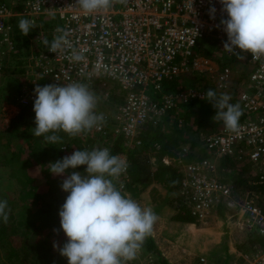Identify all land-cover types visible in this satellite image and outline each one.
Returning a JSON list of instances; mask_svg holds the SVG:
<instances>
[{"label": "built area", "instance_id": "2783aa9c", "mask_svg": "<svg viewBox=\"0 0 264 264\" xmlns=\"http://www.w3.org/2000/svg\"><path fill=\"white\" fill-rule=\"evenodd\" d=\"M211 7L216 9L214 14L209 12ZM221 7L219 0H113L106 11L85 14L77 0L1 1L0 74L8 62L21 65L29 85L22 90L23 104L34 101L37 84L113 83L121 93L120 101L112 112L101 113L107 120L94 129L106 134L110 126L111 134L120 136L125 146H135L141 143L143 125L149 120L155 123L166 112L177 113L189 102L207 99L206 91L194 86L162 92L163 83L175 82L194 70L200 57L195 50L201 41L217 40L228 62L247 61L246 81L238 91L246 118L236 130L221 125L201 135L199 144L206 153L202 159L189 162L190 146H180L175 156L180 173L176 194L197 220L220 208L231 211L230 218H235L239 232L250 241L245 239L248 243L242 242V249H234L230 264H264V58L254 60L247 54L238 59L223 49L227 36L220 20L226 13ZM20 19L37 25L28 34L32 36L28 50L18 48ZM63 33L69 45L56 54L49 52L42 40L51 43ZM73 53H81L84 59L72 61ZM211 79L217 90H225L231 83L230 67L224 65ZM224 162L234 164L244 184L224 175L229 172L218 166ZM119 180L124 188L126 171ZM130 264L159 263L147 252ZM197 264L207 261L201 256Z\"/></svg>", "mask_w": 264, "mask_h": 264}, {"label": "clouds", "instance_id": "9594fccd", "mask_svg": "<svg viewBox=\"0 0 264 264\" xmlns=\"http://www.w3.org/2000/svg\"><path fill=\"white\" fill-rule=\"evenodd\" d=\"M85 14L106 11L113 0H77ZM220 25L226 33L223 49L238 59L250 54L254 60L264 58V0H219ZM215 7L209 9L214 14ZM37 27L35 21L20 19L18 28L27 36ZM62 31V30H59ZM42 43L51 53H58L69 45L67 33L57 35L51 43L47 38ZM81 53H73L71 60L80 62ZM35 113L32 135L43 137L46 145L59 143V132L76 137L94 127L99 129L104 121L97 114V97L85 83L71 82L66 85L49 83L34 88ZM207 101L215 109V119L222 121L228 130H236L242 115L240 105L229 101L227 93L209 89ZM84 166L83 173L76 171ZM128 167L127 161L111 155L108 148L74 150L55 162L48 164V171L63 176L61 190L67 193L59 208L60 230L66 242L58 247L59 254L67 264H127L134 260L144 241L153 232L158 217L150 207H141L138 202L122 192L113 182L118 180ZM72 170V171H69ZM8 202L0 201V218L8 220ZM53 231H57L53 229Z\"/></svg>", "mask_w": 264, "mask_h": 264}, {"label": "rangeland", "instance_id": "374dc122", "mask_svg": "<svg viewBox=\"0 0 264 264\" xmlns=\"http://www.w3.org/2000/svg\"><path fill=\"white\" fill-rule=\"evenodd\" d=\"M1 1L11 3L16 0H0V2ZM200 45L201 47L207 46L206 49L209 50L210 54L217 55L219 60L211 58V56H200L196 62L194 70L190 72L188 76H183V78L179 80V87L184 88L194 86L203 88L206 92L209 89H212L217 93V96L221 93H227L232 97V94L237 92L238 89L240 91L245 84L249 67L240 61L233 60L228 62L226 58L223 59L219 49L220 45L217 40H213L210 44L203 42ZM19 57H21V55ZM224 65H228L230 67L231 83H229L225 90H217L211 77L216 75V73L220 71ZM21 68V65L17 66L14 62H8L6 68L0 74V201L6 200L8 202V208L6 209L8 210V220L6 224L9 226L12 225L14 228V230H11V233H8V237L11 236L8 243L17 250L25 249L22 251V264H32V261L35 259H41L48 264H61L59 261V258L61 260V257L58 247H62L65 239L67 238L62 231L50 227H44V229L40 230L39 233L37 232L38 234L35 232L34 234L31 233V223L23 217V214H25L26 211L22 206H25L27 203L20 201V190L23 182L21 181V176L16 173L17 164L12 165V161L9 163L10 154H14V150L19 144L17 138L10 137L12 136V132L10 134V130L16 126L17 123L19 124L20 119L18 116L20 115V111L23 107L32 103L31 101L29 103H27V101L26 104H23L22 102V100L25 99V96L21 97L22 90L25 88L27 89L29 85L24 82L23 77H26L22 76ZM239 80L242 81L241 84L238 83ZM91 91L96 95L98 100L97 107L95 109L97 114H101L105 110H112L114 108L115 103L110 102L111 95L113 94L111 89L106 86H96L93 87ZM116 96L120 101L121 93ZM201 103V109L191 107L188 108V110H185L186 112H183V110L177 112L178 115H180V113L182 114L181 118L184 120L182 125L185 124L186 117L191 115V118L188 119H192L194 125L197 127L195 132L189 126L185 129L183 127L182 130L176 132L180 140H188L187 142H189L190 140L196 139L197 141L200 139L201 135L208 133L207 131L211 130L212 127H215L222 122L215 119V109L207 101V99ZM30 119V116L24 115L23 120L29 122ZM106 120L107 118H104L103 124H105ZM167 120L168 117L166 118V121ZM165 124L167 125L166 127L169 126L171 128L170 130H174L173 124L170 125L168 122ZM211 124L214 125L211 126ZM109 127L107 126L106 128V134H100L96 132L95 129H92L89 133L84 134L82 136V140L86 141L87 145L89 144L86 150L91 151L94 148H101L102 146L109 147L111 138V131ZM86 136H88V138H86ZM186 145L189 144L181 142L180 146ZM74 147L75 144H73V148ZM195 154L200 153L196 152ZM119 156L127 161L125 155L120 154ZM187 159L189 162L195 160V158L192 157ZM150 160L153 167L159 166L160 160L157 155L150 154ZM162 161L164 163L168 162L167 164L172 163L178 170V165L175 163V157L168 158L167 156H164ZM76 171L83 173L84 168H77ZM42 172L43 171H38V175L41 176ZM224 175H227L226 177L233 181L234 179L239 181L243 177H241V173L237 170L232 173H225ZM41 180L44 179L38 178L36 182ZM59 182L60 183L56 186L54 185L56 182L51 186V189H56L52 192L55 195H62L65 199L67 193L61 190L60 184L62 183V180ZM113 182L117 185V187H119L122 180L118 179ZM126 184H128L127 180L125 181L124 188L122 189L124 194H127L133 200L138 202L141 207H150L156 215H159L154 224L153 230L157 232V236L160 238V241L166 242L163 238L167 237L174 240L175 246H184L187 258L191 259L189 264H197L198 258L201 256L206 259L207 264H230L233 258L232 253L230 256V250H232V247L239 250L241 247H244V243H246L244 241L245 239L250 241L249 236L245 237L239 232V228L234 223L235 218H230L229 214H231V211L228 209L220 208L216 212L212 213L208 218L203 220L193 218V223L180 222L176 221L175 217L178 214L184 216L185 211L183 210L186 209L183 202H181L177 197L176 190L168 192L163 184L153 183L146 188L137 186L135 191H131ZM134 187L135 186H131V188ZM40 192L44 195L46 200L50 197V191ZM30 209L34 210L33 206H30ZM26 214L28 215V212H26ZM53 229H56L57 231H53ZM160 229L163 230L164 234L166 232L167 234L164 235L163 233H160ZM181 234H184L185 238L184 241L178 243L176 239H178ZM256 240L260 244L263 243L262 238L257 237ZM54 242L58 246L56 249L53 248ZM167 244L170 245L169 242H167ZM6 250L7 248L0 246V264H12L10 260L5 257ZM182 251L183 249H179V251H177V255L179 256V253ZM147 252L149 251H147L143 245L138 253V258L127 262V264L135 263L138 259H143ZM152 255L156 259L154 254ZM189 259H187L186 262L182 261V259H180V262L169 261V264H188Z\"/></svg>", "mask_w": 264, "mask_h": 264}, {"label": "trees", "instance_id": "16d2710c", "mask_svg": "<svg viewBox=\"0 0 264 264\" xmlns=\"http://www.w3.org/2000/svg\"><path fill=\"white\" fill-rule=\"evenodd\" d=\"M20 31V30H19ZM19 37L17 36V39ZM25 39V38H24ZM203 42L211 43L213 40L211 38H205L203 41L199 43L198 48H196L195 53L199 56L208 57L219 60L217 55L210 54L209 50L206 47H201L200 44ZM19 46V44H18ZM224 59V58H223ZM226 60V59H225ZM245 65L248 66V62L244 61ZM189 74L185 75L188 76ZM184 76V77H185ZM180 79L175 82L170 83H163L162 92L164 91H172L179 87ZM239 84L242 83L241 80L238 81ZM101 86L99 84L89 85L90 90L93 87ZM107 88L113 91L111 95V101L115 104L118 103L119 99L116 95H120V91L116 85L113 83H108L105 85ZM239 89L237 92L232 94L231 100L229 101L232 104H239L241 108V103L239 101ZM33 102L30 103L28 106H24L23 109L20 111V115L18 118L20 119L19 124L17 123L10 130V134L12 132V138H17L19 144L17 145L16 149L14 150V154H10L9 156V163L12 161V165H16V173L17 175L21 176L22 188L20 190V201L26 202L25 206H22L28 215L23 214L25 220L31 223L30 231L31 233H39L40 230L44 229V227L56 228L59 231V216L58 211L62 203L64 202V198L62 195H55L52 191L56 189L52 188L51 186L54 184L55 186L60 183L59 181L63 180V176H55L48 171V164L50 162H55L56 160L70 155L74 150H86L89 144L82 140V136L89 131L83 132L76 137H69L64 132H59L57 135L61 137L59 143L54 145H46L43 137H36L32 135L33 128L35 127L34 123V116L35 113L33 111ZM109 102V103H110ZM202 103L197 101L189 102L188 104L183 105L179 108L180 110H188V108H202ZM115 106V105H114ZM197 106V107H196ZM242 110V109H241ZM112 110H105L104 112H109ZM186 112V111H185ZM188 112V111H187ZM204 114V113H200ZM24 115L30 116V121L26 122L23 120ZM182 114L178 115V113L174 112H166L158 121L153 123V120H149L146 124L143 125L144 131L140 136L141 143L135 146H125L123 143V139L120 136L112 135L114 140L112 145L110 144L109 150L111 155H120L123 154L126 156L128 167L126 169L127 174V187L131 191H135L137 186H141L142 188H146L153 183L163 184L168 192H173L177 189L178 186V179L180 173L175 168L172 163H164L162 158L167 156L168 158H173L176 156L177 151L180 149L181 142L184 144H189L190 146V155L192 158L201 159L206 157L205 149L200 146L199 140L196 141L190 140H180L176 132L180 131L188 126L193 129L195 132L197 130L196 125L191 118L186 117L185 124L182 125L184 121L181 118ZM168 120L166 121V118ZM246 118V115L242 111V115L239 118V121ZM181 121V122H180ZM238 121V122H239ZM168 122L170 125H174V130H170L171 128L165 124ZM180 123V124H179ZM215 124V123H214ZM213 124V125H214ZM182 125V127H181ZM211 124V126H213ZM223 125V122L218 124L215 127H212L211 130L207 131H214L219 126ZM94 129V128H93ZM92 130V129H91ZM90 130V131H91ZM88 135V134H87ZM88 138V136H86ZM186 142V143H185ZM73 144L75 147L73 148ZM63 147H65L63 149ZM68 150V152H67ZM199 152L200 154H195ZM151 155H157L160 160V164L157 167H153L150 160ZM190 157V158H191ZM223 171L227 170L229 173L234 172V164L229 163L227 165L225 162L218 164ZM78 168H84V166H79ZM76 170V169H75ZM38 171H43L42 175H38ZM72 171V170H71ZM224 176V175H223ZM38 178H43L39 182H36ZM225 178V176L223 177ZM61 179V180H59ZM242 180V179H241ZM241 180L238 182L242 184ZM244 184V183H243ZM131 186H135L131 188ZM40 191L48 192L50 191V197L45 199L44 195ZM30 206L34 208V210L30 209ZM183 208V207H182ZM184 209V208H183ZM8 211V210H6ZM185 211L184 216L178 214L175 217L176 221L186 222V223H193V217L191 214ZM4 223V224H3ZM7 225L2 218H0V246L7 248L5 257L10 260L12 264H22L23 260L21 259L22 251L25 249L17 250L13 246L8 243V240L11 236L8 237V233H11V230L14 228ZM37 233V234H38ZM10 241V240H9ZM66 242V239L64 243ZM145 249L156 257L159 264H169V262L161 255L160 251L155 246L151 235L146 238L143 243ZM59 258L61 264H67V259L65 257ZM48 264L47 262L39 259L32 261V264Z\"/></svg>", "mask_w": 264, "mask_h": 264}, {"label": "crops", "instance_id": "0c3cea01", "mask_svg": "<svg viewBox=\"0 0 264 264\" xmlns=\"http://www.w3.org/2000/svg\"><path fill=\"white\" fill-rule=\"evenodd\" d=\"M20 36V38H18V48H25L26 50H28V47H29V39L32 37L31 35H27V36H22L21 33L18 34V37ZM25 38V39H24ZM240 179V178H239ZM236 181V179H234ZM241 180V179H240ZM241 182L243 183V180H241ZM159 214V213H158ZM157 217H159V215H157ZM163 221V220H162ZM186 223V222H185ZM161 225V224H159ZM189 226V225H188ZM192 227V226H190ZM191 229V228H189ZM188 229V230H189ZM156 233V234H154ZM160 233H163V230L160 229ZM164 234V233H163ZM167 232L164 234L166 235ZM152 238H153V241H154V244L155 246L157 247V249L160 251L161 255L169 262V261H179L180 262V259H182V261H185L189 258H187V254H186V250L184 248V246H181L179 245L178 247L175 246V243H174V240L172 239H169L167 237L163 238L164 240H166V242H162L160 241V238H158L157 236V232H155L153 230L152 234H151ZM163 237V236H162ZM184 234H181L178 239H176V241L181 242V241H184ZM183 239V240H182ZM248 241V240H247ZM167 242L170 243L167 244ZM177 243V245H178ZM248 243V242H246ZM179 249H183V251L181 253H179V256L177 255V251H179ZM242 249V247L240 248ZM233 251H234V247H232V250H230V256H231V253L233 255ZM190 257V256H189ZM191 261V259L188 260V263ZM185 264V263H184Z\"/></svg>", "mask_w": 264, "mask_h": 264}]
</instances>
